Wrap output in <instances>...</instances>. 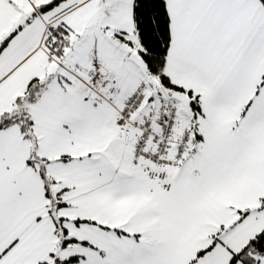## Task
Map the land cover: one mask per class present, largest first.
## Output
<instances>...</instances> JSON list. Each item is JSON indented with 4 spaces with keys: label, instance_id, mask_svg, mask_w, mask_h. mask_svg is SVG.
<instances>
[{
    "label": "snow or ice",
    "instance_id": "6c2138e0",
    "mask_svg": "<svg viewBox=\"0 0 264 264\" xmlns=\"http://www.w3.org/2000/svg\"><path fill=\"white\" fill-rule=\"evenodd\" d=\"M0 264H264V0H0Z\"/></svg>",
    "mask_w": 264,
    "mask_h": 264
}]
</instances>
